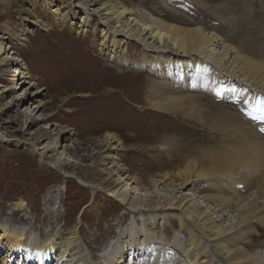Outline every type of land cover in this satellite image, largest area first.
Returning a JSON list of instances; mask_svg holds the SVG:
<instances>
[{"label": "rangeland", "instance_id": "1", "mask_svg": "<svg viewBox=\"0 0 264 264\" xmlns=\"http://www.w3.org/2000/svg\"><path fill=\"white\" fill-rule=\"evenodd\" d=\"M246 2L0 0V43L11 57L0 62V234L16 237L20 246L16 251L1 239L0 264H38L27 255L48 246L55 250L47 264L69 260L71 254L74 264L81 259L108 264L120 246V264H187L194 254L225 264L201 234L194 237L198 246L189 247L188 227L179 228L168 205L195 202L202 214L229 230L239 197L240 208L254 195L263 206L262 179L249 169L197 177L202 147L230 143L227 136L204 129L199 121L205 112L222 107L244 121L248 132L264 135L263 90L255 89L258 80L239 73L238 80L231 79L207 63L181 73L168 54L157 69L154 54L122 36L112 38L118 44L111 58L112 39H102V33L111 32L112 21L102 9L121 6L125 13L142 14L147 23L151 18L179 32L197 29L217 40L215 49L227 65L240 66L238 59L244 58L257 69L262 66L256 72L260 77L264 0ZM230 9L235 24L228 16L226 22L220 19ZM188 95L197 97L196 108L183 101L184 113L155 105L162 103L156 101L160 97ZM124 188L128 200L123 205L115 196ZM112 191L116 194L109 196ZM208 195L231 207L226 205L221 216L215 203H206ZM133 198L155 208L128 210ZM263 241L264 227L254 224L243 246L256 264L264 263ZM69 242L71 252L62 257L58 250Z\"/></svg>", "mask_w": 264, "mask_h": 264}, {"label": "bare ground", "instance_id": "2", "mask_svg": "<svg viewBox=\"0 0 264 264\" xmlns=\"http://www.w3.org/2000/svg\"><path fill=\"white\" fill-rule=\"evenodd\" d=\"M248 2L249 0H247L245 4L247 5ZM235 7L236 6H233V8ZM233 10L237 11V7ZM102 11H103L102 16L106 20L112 21V26L109 28L111 29V32L109 31L108 33V31H106L105 33H102V39H107L108 41L109 37H111L112 39L113 37L115 38L117 35L124 37L126 40H131L136 42L137 44L140 45V47L143 49L145 54H148L149 52L155 55L154 59L157 58V60H155L154 64L156 65L157 69H160L161 63L163 64V62H165L164 60L165 55L168 54V59L170 58V56H172L170 62L172 64L174 63L177 68L179 67L181 73L182 71L185 70L186 71L194 70L195 63L200 65H204L207 63L210 66L216 65L219 69H221L220 71L222 72V74L228 78L238 80L239 76H237L236 73H239L241 77L244 75L245 79L253 78L254 80H258L256 82L254 81V83L256 84L255 89L259 88L263 90L262 93H264V82H263L264 79H260V77L264 78V75H260L259 77V74L261 72L257 74L259 71L258 69L262 68V66L260 67V65H258L259 67L257 69L252 64H250V62L246 61V59L244 58L243 59L237 58L240 63V66H237V64L236 63L234 64L233 62L231 63V65L230 64L227 65V63L223 58L224 54L219 55V53L215 49V45L218 44L217 40L205 36L199 30L196 29L195 31H191L189 33H186L184 31L179 32L173 27L165 26L164 28L161 25H157L156 21L148 17L147 18L149 23H147L140 19L141 17H143L142 14H140L139 16L136 14H132L131 12L125 13V8L121 6L114 8V5H108V6L106 5L102 9ZM234 11H231L230 9L228 15H226L227 11L226 14H220V19L226 22V19L224 18H227L228 16V18L229 19L231 18V20H233L234 23V20L236 19L234 17L235 15L232 14ZM246 20H248V16H245V18L243 19V21L245 22ZM111 41H112L110 45L112 50L111 58H114L113 54L116 51L115 47L118 44V42L114 41L113 39ZM105 44L106 43L104 42V45ZM3 47H4L3 43H0V52L2 53L0 62L6 63L8 60L11 59V57L5 53L6 50ZM105 49L106 48L102 47V51ZM159 54H161V58H159ZM173 58H175L174 61ZM184 58H189V59L184 60ZM233 60L234 59H232V61ZM152 62L153 61H151V63ZM172 64L169 65L171 70L175 67V66L173 67L174 64L173 65ZM152 93H153L152 96H154L155 93L154 92ZM175 97L177 98L171 99L170 97H160L157 100L155 99L156 101H162V103L157 102L155 103V105L159 107V108L157 107L159 110L160 109L166 110L168 106H170L171 108L174 109H179V110L182 109V112L184 113L185 109H184L183 101H186V103L191 108H196L194 105L197 98L196 96L194 97L188 95L185 97H181V96H175ZM150 98L152 99V97ZM199 122L203 124L204 129L206 128L208 129V131L209 130L217 131L218 135L227 136V138L230 139L231 144L230 143L228 145L221 144L219 147L217 146L218 148L214 146L212 147L205 146V148L202 147L198 157L201 159L200 161L202 163V165L199 166L203 167V169L202 171H200L199 173L200 175L198 174L199 176L197 175V177L201 179H210L212 177H216L218 175H222L226 173L232 174L235 170L244 171L245 169L246 170L249 169L251 173L259 174V176L262 179L261 185L263 186L262 188L264 189V135L259 134L256 130L255 132H253L254 134L248 132L244 128L245 126L244 121L238 119L235 113H232L231 111H228L227 109H224L222 107L218 108L217 111L214 112L206 111L203 120ZM16 145L18 144L16 143ZM191 152L193 153V151ZM193 163H195V161H193ZM52 165L54 167H57L56 163H53ZM230 177L231 176L229 175V178ZM135 190L139 191L137 187L135 188ZM114 194H116L115 191H112L109 196H112ZM216 196L217 195L215 196L208 195L204 197L206 203L208 202L215 203L216 206H218L217 212H219V214H221L222 216L224 215L223 209L227 207L226 205L229 206V204H226L224 206L223 203H226L224 202L225 199H219L220 197H216ZM115 197L119 203L123 205L126 204L128 200V190L124 188L122 192L118 193L117 196ZM255 197L256 196L254 195L253 199L250 200V203H248L246 208H240V204L243 200L240 199L239 197V199L234 205V208L238 209V212L236 213L237 215L236 221L234 225L230 228V230L224 227L223 228L218 227L215 224L216 221L214 222L210 216L202 214L199 211V207L196 206V204H194L195 202H189L190 200L189 201L185 200V202L184 200H181L179 202H170V204L168 205V210L170 211L169 216H172L173 220L177 223L179 228L184 229L185 226L188 227L187 228L188 231H186V233L189 234L188 242H189V247H191L192 249H195V247L198 246L197 245L198 239L196 238L194 239L195 235L199 234V239H200V234H201V238L206 239L210 244V246H213L216 249L215 251L218 252L219 256L222 258L225 264H256V261H253V257H254L253 253L245 249L243 246V243H245L246 240V233L250 232V229L254 226V224H258L262 228L264 227V203L263 206L257 205L255 203V199H254ZM263 197L264 196H262V198ZM140 202L141 201H138L137 198L135 199L133 198V201L131 202V206L127 209L128 210L132 209L135 211L137 208L139 210H143V208H146L147 210H150L151 208H155V207H151L147 203H140ZM17 205L23 207V203H19ZM156 207L162 208V204L160 205L156 204ZM202 234L204 236H202ZM1 239H4L6 243L10 242L11 247H13V249H15L16 251L20 250L19 242L16 239V237L13 238L11 236L6 235L4 231L1 232L0 234V240ZM247 240H248V236H247ZM70 243L71 242L62 246L60 248L62 251L60 249L58 250L60 251V255L63 254L64 252H65L64 254L66 253L69 254L71 252L72 246ZM210 246L207 245V247ZM54 250H55L54 247L48 246L46 249L42 251H36L32 253V255L31 254L27 255V258L28 259L35 258L38 264H47L50 262L51 255L54 252ZM122 254H123V248H121L120 246V250L119 252H117V256H115L113 259L110 258L109 262L111 264H120L124 262ZM69 256H70L69 260L63 259L60 262L58 263L56 262V263L62 264V262L65 261L64 262L65 264H74L73 262L75 261V258H71L73 254ZM193 256L194 257L192 259H188L187 264H210L206 258L202 260V258L197 257L196 254H194ZM80 261L81 262L78 264H88V262H86V259H81ZM109 262L108 264H110ZM262 264L264 263L262 262Z\"/></svg>", "mask_w": 264, "mask_h": 264}, {"label": "snow or ice", "instance_id": "3", "mask_svg": "<svg viewBox=\"0 0 264 264\" xmlns=\"http://www.w3.org/2000/svg\"><path fill=\"white\" fill-rule=\"evenodd\" d=\"M261 131H264V129H261Z\"/></svg>", "mask_w": 264, "mask_h": 264}]
</instances>
